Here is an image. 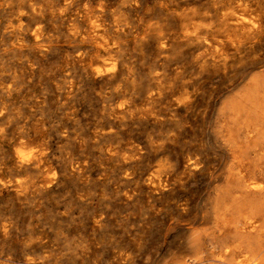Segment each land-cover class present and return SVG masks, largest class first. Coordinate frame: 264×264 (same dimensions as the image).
<instances>
[{"label": "rangeland", "instance_id": "1", "mask_svg": "<svg viewBox=\"0 0 264 264\" xmlns=\"http://www.w3.org/2000/svg\"><path fill=\"white\" fill-rule=\"evenodd\" d=\"M262 3L0 0V264L220 244L218 207L263 179L264 28L234 49L225 27Z\"/></svg>", "mask_w": 264, "mask_h": 264}, {"label": "bare ground", "instance_id": "2", "mask_svg": "<svg viewBox=\"0 0 264 264\" xmlns=\"http://www.w3.org/2000/svg\"><path fill=\"white\" fill-rule=\"evenodd\" d=\"M261 1H263L262 4H264V0ZM231 11L233 12L234 10ZM254 12L256 13L257 10ZM250 13L248 15H250ZM259 13L260 12L254 15L260 16L262 12L260 14ZM228 14L232 15V13L229 12ZM180 15L183 16L182 14ZM233 17L235 16L233 15ZM255 17L258 18L257 16ZM251 18L253 19V17ZM235 19H236L235 20L236 24L227 25L225 27V31H227L229 34L234 36V41L236 43L234 44L235 46L232 47L234 49L240 48V42L252 43L261 34L264 28L263 15L261 18L258 19V21H256L257 19L256 20L251 19L252 21L247 20L248 22L246 21L244 22L243 19V21L239 22V19H237V17ZM256 22L257 24H255ZM196 27H198L196 24L191 26L187 25V23L185 24V28L187 30L193 29V32H195L194 29ZM202 29H204L203 26ZM223 30H224V26H223ZM157 34H161V33H157ZM199 36L202 37V35ZM231 40L233 39L231 38ZM104 41L106 42L107 40L104 39ZM200 45H201V41L197 43V46ZM110 69L111 68H105L104 71H109ZM25 154L23 155L25 156ZM262 164H263V179L258 177L247 178L243 176L244 178L243 182H241L239 185L236 186L234 194L228 200H224L222 203L220 201L221 204L214 215L218 227L216 232L217 235L222 238V242L220 244L211 245L206 249L205 247L204 248L202 247L197 254L189 256L185 260H183L182 264H264V132H263Z\"/></svg>", "mask_w": 264, "mask_h": 264}]
</instances>
